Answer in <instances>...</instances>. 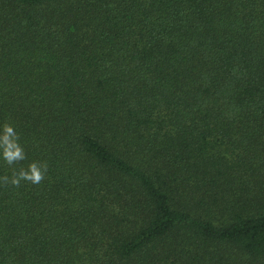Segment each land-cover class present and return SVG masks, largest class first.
Wrapping results in <instances>:
<instances>
[{
    "label": "trees",
    "instance_id": "trees-1",
    "mask_svg": "<svg viewBox=\"0 0 264 264\" xmlns=\"http://www.w3.org/2000/svg\"><path fill=\"white\" fill-rule=\"evenodd\" d=\"M6 121L0 264H264V0H0Z\"/></svg>",
    "mask_w": 264,
    "mask_h": 264
},
{
    "label": "clouds",
    "instance_id": "clouds-1",
    "mask_svg": "<svg viewBox=\"0 0 264 264\" xmlns=\"http://www.w3.org/2000/svg\"><path fill=\"white\" fill-rule=\"evenodd\" d=\"M27 159L20 135L9 122L0 124V161L11 169V175L0 176V185L19 188L22 182L38 185L42 183L49 168L47 161H32L27 167L15 166Z\"/></svg>",
    "mask_w": 264,
    "mask_h": 264
}]
</instances>
